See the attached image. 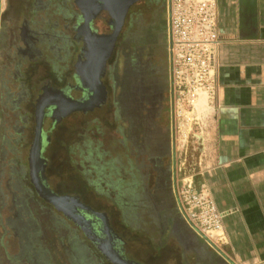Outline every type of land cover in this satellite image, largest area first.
<instances>
[{"label":"flooded vegetation","instance_id":"af4514ba","mask_svg":"<svg viewBox=\"0 0 264 264\" xmlns=\"http://www.w3.org/2000/svg\"><path fill=\"white\" fill-rule=\"evenodd\" d=\"M34 1L38 5L42 0ZM96 6V14L89 24L90 31L87 30L97 37L99 43L96 54L98 66L90 76L93 83L87 82L93 89L84 85L78 70L83 61H89L88 43L93 46L91 42L94 41L86 31H81L84 11H80L73 28L75 34L71 39L79 47L74 62L67 70L69 73L66 72V81L56 86V80H64L60 75L58 78L55 76L56 71L53 75L49 73L52 79L43 81L39 78L41 84H37L33 100L34 120L44 99L47 106L42 114L43 169L41 171L36 165L35 177L38 172L39 184L34 182L35 185L43 195H47V188L58 196L74 198L88 207L77 195L56 193L47 182L48 161L44 152L50 137L49 134L44 136L43 127L48 120L50 130H54L63 119L60 118L61 109L56 110L57 104L63 100L77 103H95L94 100H98L95 110L101 112L102 120L106 113H111L112 117L110 124L115 155L110 168L113 172L112 195L109 197L107 193L110 201H105L110 203L112 218L106 209H92L99 215L94 217L91 211L73 205L75 213L66 210L74 219L78 217L75 219L79 224L76 227L90 240L91 246L113 259L120 257L128 263L133 262V258L125 253V248L133 243L135 248L141 245L148 249L147 259L166 258L181 264H226L202 247L194 233L185 226L186 223L193 230L181 215L176 200L172 121L174 97L170 88L167 0H97ZM17 35L23 44L19 52L33 58L40 66L44 64L42 33L31 29L29 21L24 18ZM72 40L68 43L69 48H72ZM30 185L35 189L34 184L30 182ZM105 185L102 183V200L106 196ZM36 194L39 198L37 191ZM35 209L28 194L23 192L20 207L22 220L18 222L23 264H43L40 261V231L46 233L48 230V224L42 220L51 219L49 212L43 213L37 208V212L42 213L41 218L32 221L31 214ZM69 222L73 223V220ZM183 248H186V254H190L191 261L185 257ZM167 252L169 255L166 257Z\"/></svg>","mask_w":264,"mask_h":264},{"label":"crops","instance_id":"0c3cea01","mask_svg":"<svg viewBox=\"0 0 264 264\" xmlns=\"http://www.w3.org/2000/svg\"><path fill=\"white\" fill-rule=\"evenodd\" d=\"M3 2L0 264H23L18 225L25 185L22 156L33 135L36 62L19 52L23 47L17 35L19 24L10 19L13 2ZM217 6L221 35L215 93L207 102L204 97L198 101L200 108H207L198 109L200 131L193 135L200 139L195 136L198 150L192 175L197 190L205 189L223 213L217 232L221 238L212 248L185 226L202 247L226 264H256L264 260V0H217Z\"/></svg>","mask_w":264,"mask_h":264},{"label":"rangeland","instance_id":"374dc122","mask_svg":"<svg viewBox=\"0 0 264 264\" xmlns=\"http://www.w3.org/2000/svg\"><path fill=\"white\" fill-rule=\"evenodd\" d=\"M12 2L14 8L10 12V19L21 27L23 19L26 18L31 29L42 33L43 61L45 63L41 66L36 63L33 66L34 87L38 88L41 80L52 79L55 71L57 78L59 75L64 77L61 82L55 81L56 86L63 85L68 75L66 72L69 73L67 70H69L70 64L74 62V56L79 47L71 39L75 34L74 25L78 22L80 15V10L74 0H42L41 4L38 5L35 4L34 0H12ZM2 19L3 13L0 23ZM71 40L72 48H69L68 43ZM70 52L72 53L71 60ZM39 78L41 79L40 83ZM73 96L76 95L73 94ZM173 97V153L176 171L174 187L179 191L182 189L185 191L187 184L192 181V188L196 189L192 171L194 169L193 160L198 149L197 140L193 133L200 131L196 123L198 109L202 112L207 107L200 108L198 103H187L183 100L184 98L178 100L177 93H174ZM205 97L207 98L206 95ZM60 118L63 119L57 123L54 130H50L48 120L45 121L43 127L44 136L49 134L50 137L49 146L44 152V157L48 161L47 182L56 193L77 195L82 203L88 205L91 210L106 209L112 218V212H109L110 203H107L110 201V195H112L113 172L110 168H112V158L115 156L112 148L111 113H106L104 120H102L101 112L94 108L86 112L76 111ZM35 125L34 120L33 135L27 145L29 148L25 150L22 156L25 166L23 169L24 192L28 194L30 200L28 154L34 138ZM190 153L193 154L190 155ZM102 183L104 185L106 183L103 189L106 190L105 200L101 199ZM32 191L34 206H36V211L32 213L33 218L36 220L41 218L42 213L37 212V208H39L43 213L49 212L51 219H41L43 223L48 224L46 233H43L44 230L40 231V252L42 253L40 261L43 264H113L99 249L91 246L90 240L84 236L74 222L75 225L70 223L62 212L50 207V204L41 197L38 198L35 189ZM107 193L109 197H107ZM132 245L133 243L130 246L126 245L125 253L131 259L133 258L132 261L135 263L178 264V261L166 258L163 260L147 259L146 252L148 249L146 250L141 245H138V248ZM183 249L185 257L191 261L190 254L185 253L186 248ZM165 255L167 257L168 252Z\"/></svg>","mask_w":264,"mask_h":264},{"label":"built area","instance_id":"2783aa9c","mask_svg":"<svg viewBox=\"0 0 264 264\" xmlns=\"http://www.w3.org/2000/svg\"><path fill=\"white\" fill-rule=\"evenodd\" d=\"M4 2L0 0V18ZM217 0H167L166 31L171 91L187 103L205 102L215 93V64L220 44ZM201 96V97H200ZM184 187V186H183ZM176 200L187 223L214 248L220 240L223 213L205 189H176ZM256 264H264V260Z\"/></svg>","mask_w":264,"mask_h":264},{"label":"bare ground","instance_id":"6f19581e","mask_svg":"<svg viewBox=\"0 0 264 264\" xmlns=\"http://www.w3.org/2000/svg\"><path fill=\"white\" fill-rule=\"evenodd\" d=\"M82 4V7H83V11H84V14H85V19L86 20H92L93 19V17L92 16H94L95 14H96V11H97V0H94L92 3H85V5H84V3H81ZM81 31L83 32V31H86L87 32V29H86V27L83 25V27H82V29H81ZM91 37H93V40L94 41H92L91 43L93 44V46L90 44V43H88V45H89V48H90V51H89V55L87 54V57H88V59H89V61L87 62V63H84V61H83V63H81L79 66H78V70H79V72H80V74H81V76H82V79H83V82H84V85L85 86H89L90 88H92V86L91 85H88V83L87 82H91L90 80H91V74H92V72L94 71V68H95V62H97V64H98V56L96 55L98 52H99V50H98V39H97V37L96 36H94V35H91V33H89V31L87 32ZM81 67H82V69H81ZM80 68V69H79ZM96 69V68H95ZM85 70V71H84ZM91 83H93V82H91ZM93 89V88H92ZM44 98V97H43ZM42 98V99H43ZM57 99H59V100H61L60 98H57ZM94 101H96L95 103H97L98 102V100H94ZM62 103H58L57 104V106H56V110H57V108H60L61 109V111H62V114L60 115V117H64L65 116V114L67 113H70V112H72L74 109H79V108H83L87 103H90L91 101H89V102H87V103H85V102H83V103H76V102H73V101H67V102H65L64 100L63 101H61ZM46 103V100L44 99L42 102H41V105H39V108H38V120H40V118L43 116L42 114H43V111L45 110V108H46V106H47V103ZM93 102H91V104H92ZM35 154H36V152H35ZM32 166H33V179H34V182L38 185L39 184V181H38V172H37V178L35 177V171H37V167H36V165L38 166V168H40V170L41 169H43V162L42 161H39L37 158H36V155L34 156L33 155V157H32ZM42 192V191H41ZM45 195V194H44ZM59 202V201H58ZM57 202V204H58V206L61 208V209H63L66 213H67V210L69 211V210H71L72 212H74L75 210V208H74V206L70 203V202H66V201H60L59 203ZM67 209V210H66ZM75 213V212H74ZM74 213H71L72 215H74ZM67 214H69L70 215V213H67ZM76 215V214H75ZM71 216V215H70ZM72 217V216H71ZM76 218H78L77 216H76ZM75 218V219H76ZM77 220V219H76ZM116 262H119V264H130V263H128V262H126V261H123V260H121V258L119 257V258H117V259H114Z\"/></svg>","mask_w":264,"mask_h":264},{"label":"water","instance_id":"95a60500","mask_svg":"<svg viewBox=\"0 0 264 264\" xmlns=\"http://www.w3.org/2000/svg\"><path fill=\"white\" fill-rule=\"evenodd\" d=\"M94 0H75V4L76 6L78 7V9L81 11V13L83 12V7H82V4L81 3H92ZM95 16V15H94ZM93 17V16H92ZM84 18V22H83V25L87 28V30L90 31V28H89V24L91 22V20H86L85 17L83 16ZM94 18V17H93ZM98 66L97 62H95V68ZM95 68H94V71H95ZM97 78V76H96ZM95 78V81H97V79ZM57 93L61 94L60 91H57ZM77 103V102H76ZM96 106V103H87L83 108H79V109H74L72 112L70 113H66L65 116L73 113V112H76V111H81V112H86V111H91L95 108ZM64 116V117H65ZM38 112L36 114V118H35V131H34V138H33V142L30 146V150H29V154H28V168H29V176H30V182L32 184H34L35 186V189L37 191V193L40 195V197L45 200L47 203H49L54 209H56L57 211L59 212H62V214L68 218L69 220H73V222L77 225H79L77 223V221L73 218V217H70L63 209H61L57 202L59 201H66V202H70L72 205H76L78 206L79 208L81 209H86V210H89L92 212V215L94 217L96 216H99L97 215V213L93 212V210H91L90 208H88L87 206H84L82 205L79 201H77L76 199L74 198H69V197H63V196H58L56 195L55 193H53L51 190L46 189L47 192H45L47 195H43L41 191L38 190V187L35 185L34 181H33V166H32V157L33 155L35 156L36 155V158L39 160V161H42L44 162V159H42L41 157V144H42V123H43V116L40 118V120H38ZM198 139H200V136H198V134L195 135ZM36 152V154H35ZM58 202V203H59ZM73 218V219H72ZM102 253L105 255V257H107L111 262L113 263H116V264H119V262H116L111 256H109L107 253H104L102 251ZM130 264H136V263H133V262H129Z\"/></svg>","mask_w":264,"mask_h":264}]
</instances>
